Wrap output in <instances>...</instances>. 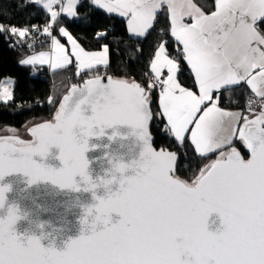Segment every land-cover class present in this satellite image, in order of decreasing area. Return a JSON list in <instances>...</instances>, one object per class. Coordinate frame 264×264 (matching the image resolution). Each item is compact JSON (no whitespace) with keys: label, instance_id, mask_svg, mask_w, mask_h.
Returning a JSON list of instances; mask_svg holds the SVG:
<instances>
[{"label":"snow or ice","instance_id":"snow-or-ice-1","mask_svg":"<svg viewBox=\"0 0 264 264\" xmlns=\"http://www.w3.org/2000/svg\"><path fill=\"white\" fill-rule=\"evenodd\" d=\"M88 3L127 17L129 32L138 37L149 33L167 5L171 36L182 45L198 94L179 82L180 65L160 43L146 86L112 76L105 83L102 75H94L83 86H72L51 120L28 129L31 141L0 137V264H264V35L257 28L264 20V0H215V11L208 15L191 0ZM28 4L42 5L51 23L42 29L0 25V34L24 39L30 32L42 33L50 39L51 51H39L19 63L58 70L73 64L74 58L77 75L97 66L107 68V45L102 51H86L59 27L58 34L71 44L69 51L53 35L62 14L77 17L82 0H26L23 6ZM54 5H60V11L53 10ZM186 17L192 22L186 23ZM37 43L43 42L34 40L27 47ZM13 83H0V101L13 99ZM242 83L259 98L258 113L256 101H246L254 114L251 119L219 106L221 90L231 93ZM157 87L159 110L154 111ZM48 103L55 101L50 97ZM157 117L179 145L190 133L195 154L206 159L218 153L216 159L191 178H181L180 167L187 165L178 154L153 147L150 124ZM106 133L109 142L131 140L130 155L110 156L108 169L94 176L87 154L97 147L94 138ZM234 140L248 150V158ZM13 174H22L26 185L43 181L90 193L91 202L81 205L80 235L58 249L54 241L59 236L45 232L43 223L37 225L39 234L31 229L18 232V206L6 203L5 197L11 185L4 179ZM44 240L50 243L45 246Z\"/></svg>","mask_w":264,"mask_h":264},{"label":"trees","instance_id":"trees-1","mask_svg":"<svg viewBox=\"0 0 264 264\" xmlns=\"http://www.w3.org/2000/svg\"><path fill=\"white\" fill-rule=\"evenodd\" d=\"M214 1L206 0L210 6ZM25 3L26 0H0V25L5 28L16 26L30 29L35 25L42 29L51 22L49 14L42 7L35 4H28L25 7L23 6ZM77 11V18L62 17L59 22H62L87 49L97 50L107 45L110 51L107 70L113 75L136 79L147 85L151 80L150 61L159 43L167 40L170 53H175L176 43L170 33V19L165 7L158 12L153 28L141 38L129 35L124 18L109 14L91 5L88 0H82V6H78ZM57 24L53 27L55 34H58ZM259 27L264 32V20L259 21ZM101 33L105 35H100ZM34 37L43 43H37L34 47L28 48L29 39ZM42 47H48V38L42 33L32 37L29 34L24 39L11 36L8 32L0 34V83L5 76L15 78L13 99L7 103L0 101V127L7 125L21 127L32 119L53 117L62 95L72 84L81 83L84 80V77L82 79L75 77L71 66L49 72L44 69L36 73L33 67L19 63L25 54ZM180 80L186 86L195 87V82L186 67L181 70ZM220 96V105L242 109L245 114L250 113L246 107V101L251 97L256 101L253 104L255 111L260 110L259 98H255L246 85L241 84L240 87H236L233 95L229 97L225 96V90L221 91ZM50 97L54 99V104L48 103ZM152 98V108L158 111V87L153 92ZM163 128L164 124L157 117L152 125L155 145L175 149L179 153L180 159L187 167L181 165L178 173L187 179L194 173H198L204 163L217 154L213 153L206 159H201L195 154L194 146L188 138L181 146L174 138H170ZM236 144L240 146L238 140Z\"/></svg>","mask_w":264,"mask_h":264},{"label":"water","instance_id":"water-1","mask_svg":"<svg viewBox=\"0 0 264 264\" xmlns=\"http://www.w3.org/2000/svg\"><path fill=\"white\" fill-rule=\"evenodd\" d=\"M99 75H102L104 77L105 83L107 82L108 76H112L114 78L131 79L129 77L113 75L111 73ZM92 76L85 78L81 83L72 84L68 88V90L62 95L61 101L64 95L70 93L73 85L81 87L83 86L84 81L88 78H91ZM134 80L138 83H141L139 80ZM259 111H255V113H258ZM245 115H248L250 119L254 118V114L250 115L246 113ZM46 120L51 119H42V121L31 124L29 128L35 126V124L37 123ZM153 122L150 124V132L153 136V147L157 151L164 149L176 152L179 156V153L175 149H170L168 147L162 146L156 147L155 136L152 132ZM107 134L108 133H106L104 137L98 139L94 138L93 143L97 145V147L93 148L87 154L89 159L92 161L90 168L94 176L102 175L105 170L108 169V158L110 156H116L121 154L130 155L129 148L132 143L131 140H120L118 138L115 141L109 142L107 139ZM12 135L13 134H0V137ZM15 136H18L20 139H23L25 141L32 140L30 133L28 137H24L22 135ZM239 144L240 146L236 144H234V146H236L238 150L241 151V154L245 158H248V150L240 142ZM121 145H123V147H121ZM217 155L218 153L208 159L206 163L216 159ZM46 162L52 164L53 166L59 165V161L57 160H48ZM181 178L187 179L183 176H181ZM24 181L25 178L22 174L9 175L6 176L4 179V183L11 185V191L5 193L6 203H15L18 206V214H20L22 217V219L18 221L15 225L17 231L20 233H24L26 230L31 229L33 232L39 234V229L37 228V225L43 223L45 225V232H53L54 235L59 236L55 239L54 243L58 249H62L69 239L77 238L80 235L81 225L79 223V219L84 212V208L81 205H86L91 202V194L84 192L78 193L72 189L67 188L60 189L52 185L50 182L46 183L40 181L32 185H26ZM25 216L26 219L23 218ZM42 243L47 246L50 241L44 240L42 241Z\"/></svg>","mask_w":264,"mask_h":264},{"label":"crops","instance_id":"crops-1","mask_svg":"<svg viewBox=\"0 0 264 264\" xmlns=\"http://www.w3.org/2000/svg\"><path fill=\"white\" fill-rule=\"evenodd\" d=\"M191 2H192L193 4H195L196 7L200 8L201 11H203L206 15L211 14V12L215 11V1H214L213 5H211V6L207 4L206 0H191ZM63 3L66 4V3H67V0H63ZM40 7H42V5H40ZM163 7H165V8L167 9V11H168L167 5H164ZM163 7H162V8H163ZM162 8H161V9H162ZM53 10L60 11V5H54ZM76 11H77V9H76ZM111 14H114V15L119 16L117 13H111ZM157 14H158V13H157ZM168 15H169V19H170V13H169V12H168ZM62 17H67V16H66V14H62V16L60 17V19H61ZM77 17H78V11H77ZM77 17H76V18H77ZM120 17H121V16H120ZM156 17H157V16H156ZM67 18H70V17H67ZM122 18H124V19L126 20V25H127V30H128L127 17H122ZM60 19H59V21H60ZM185 22H186V23H191V22H192V21H191V18L186 17V18H185ZM154 23H155V21H154ZM57 26H58V29H59V27H64V28H65V29H66V30H67V31L73 36V38L77 40V42L81 45V47H83L86 51H89V52H98V51H102V50H103V46H105V45H103L100 49H97V50H90V49H87V48H85V47L81 44V42L78 40V38H77L74 34H72V32H71V31H70V30H69V29H68V28H67L62 22H58ZM170 26H171V20H170ZM21 28H24V27H21ZM257 28L259 29V31L261 32V34L264 35V32H263V31L260 29V27H259V21H258V23H257ZM128 33H129L130 36H132V37H134V38H141V37H138V36L132 34L131 32H129V30H128ZM29 34H30L31 37L33 36V34H32L31 32H30ZM56 36H57L58 39L61 40V43H63V44L65 45L66 49H68V50L70 51V50H71V44L67 41V38H66V37H63V36H60L59 34H56ZM30 39H31V38H30ZM30 39H29V40H30ZM172 39L174 40V42H175L177 45H180L177 41H175V38H174V37H172ZM160 43H165L166 49H167V51H168L170 57L176 59V57H175L173 54L170 53V51H169V49H168V47H167V40H162ZM160 43H159V44H160ZM180 46H182V45H180ZM158 47H159V45H158ZM158 47L156 48V50L158 49ZM108 48H109V47H108ZM39 51H51V45H50V42H48V47H42V48H40V49L33 50L32 52L25 54V55L21 58V60L27 58V56H29V55L38 54ZM155 52H156V51H155ZM155 52H154V55H155ZM154 55H153L152 59L154 58ZM152 59H151V60H152ZM109 61H110V51H109ZM177 61H178L179 65H180L181 62L184 64V66L186 67L187 71L190 72L193 81L195 82L194 74H193L192 71H191V67H190L189 65H187L186 61H185L184 59H182V60H181V59H177ZM150 62H151V61H150ZM70 66H71V69L74 70V75H75V77H76L77 69H76V64H75V60H74V58H73V64L66 66L64 69L69 68ZM31 67L34 68V71H35L36 73H38V72H40V71H42V70H44V69L47 70L48 72H49V71H55V70H52L48 65H43V66L36 65V66H31ZM72 67H73V68H72ZM97 67H98V66H97ZM94 69H95V68H94ZM94 69H92V70H85V71H82L81 73H83V74H85V75L88 74L89 76H91V75H94V74L92 73V72L94 71ZM149 73H150V75H151V79H152L153 74H152L151 71H150V66H149ZM180 73H181V70L179 71L177 78H178L179 82L182 84V86L187 87V88H189L190 90H192V91H194V92H196V93L198 94V86H197L196 84H195V87H189V86L184 85V84L181 82V80H180ZM95 74H96V73H95ZM163 78H166V70H165V74L162 76V79H163ZM242 84H243V83H242ZM243 85H246V84H243ZM246 86H247V85H246ZM236 87H240V85H239V86H234L233 89L231 90V93H229L228 91H225V96H226V97H229V96L233 95V93H234V89H235ZM247 87H248V86H247ZM248 88H249V87H248ZM249 89H250V88H249ZM250 90H251V89H250ZM159 91H160V89H159ZM221 91H223V90H221ZM220 93H221V92H220ZM220 93H219V94H220ZM215 95H217V93L214 92V96H215ZM255 98H256V97H255ZM158 101H159V99H158ZM219 106H220L222 109L226 110V111H230V112H240V113L243 114L242 109H239V108H228V107L222 106V105H220V104H219ZM158 110H159V109H158ZM186 138H188L189 141H190V133L187 134ZM235 141H236V140H234V142H235ZM209 155H211V154H209Z\"/></svg>","mask_w":264,"mask_h":264},{"label":"rangeland","instance_id":"rangeland-1","mask_svg":"<svg viewBox=\"0 0 264 264\" xmlns=\"http://www.w3.org/2000/svg\"><path fill=\"white\" fill-rule=\"evenodd\" d=\"M51 23V22H50ZM49 23V24H50ZM55 26V25H54ZM53 26V27H54ZM19 28V27H18ZM53 35H56L55 33H53ZM34 36V35H33ZM37 37H34V38H31V40H35ZM48 42H50V39L48 38ZM102 66H98L94 69V71L92 72L93 74L95 73H98V72H101L102 71ZM87 76H89L88 74H86ZM76 77L77 78H83V75H77L76 73ZM8 80H11L13 81L14 83L11 85V90L12 92L14 91V84H15V78L13 76H5L2 78L1 80V83L3 82H6ZM64 87V86H63ZM42 119H52V117L50 118H47V117H44V118H37V119H32V120H29L28 122H26L23 126L21 127H16V126H4V127H0V134H13V135H22L24 137H28L29 136V132H28V129L29 127L31 126V124L35 123V122H39V121H42ZM12 129L15 130V132L11 131ZM210 159V158H209ZM205 164V163H204ZM191 178V177H190Z\"/></svg>","mask_w":264,"mask_h":264},{"label":"built area","instance_id":"built-area-1","mask_svg":"<svg viewBox=\"0 0 264 264\" xmlns=\"http://www.w3.org/2000/svg\"><path fill=\"white\" fill-rule=\"evenodd\" d=\"M36 40V39H35ZM34 40L29 41V43H32ZM36 44H34L35 46ZM176 59H183V55H182V46L175 44V53L173 54ZM102 71L100 73H107V68H105V66H102ZM184 69V65L182 63H180V70ZM79 75H83V77H88L87 75L80 73ZM152 80V79H151ZM150 80V81H151ZM52 98V97H51Z\"/></svg>","mask_w":264,"mask_h":264},{"label":"clouds","instance_id":"clouds-1","mask_svg":"<svg viewBox=\"0 0 264 264\" xmlns=\"http://www.w3.org/2000/svg\"><path fill=\"white\" fill-rule=\"evenodd\" d=\"M29 41H30V40H29ZM29 41H28V42H29ZM181 63H182V62H181ZM182 64H183V63H182ZM183 65H184V64H183ZM184 69H185V66H184ZM107 71H108V70H107ZM107 73H109V72H107ZM97 74H105V73H100V72H98V73H96V74H94V75H97ZM91 76H92V75H91ZM88 77H89V76H88ZM85 78H87V77H84V79H85ZM158 88H159V87H158Z\"/></svg>","mask_w":264,"mask_h":264},{"label":"flooded vegetation","instance_id":"flooded-vegetation-1","mask_svg":"<svg viewBox=\"0 0 264 264\" xmlns=\"http://www.w3.org/2000/svg\"><path fill=\"white\" fill-rule=\"evenodd\" d=\"M247 114H251V113H247ZM243 115H245V113L243 112ZM237 141V140H236ZM236 141L234 142V144H236ZM237 145V144H236Z\"/></svg>","mask_w":264,"mask_h":264}]
</instances>
